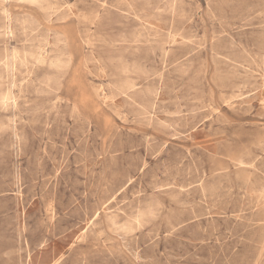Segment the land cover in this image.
<instances>
[{
    "label": "rangeland",
    "instance_id": "374dc122",
    "mask_svg": "<svg viewBox=\"0 0 264 264\" xmlns=\"http://www.w3.org/2000/svg\"><path fill=\"white\" fill-rule=\"evenodd\" d=\"M263 86L264 0H0V264H264Z\"/></svg>",
    "mask_w": 264,
    "mask_h": 264
},
{
    "label": "bare ground",
    "instance_id": "6f19581e",
    "mask_svg": "<svg viewBox=\"0 0 264 264\" xmlns=\"http://www.w3.org/2000/svg\"><path fill=\"white\" fill-rule=\"evenodd\" d=\"M104 5H105V4H104ZM102 7H103V5H102ZM173 7H174V6H173ZM145 14H146V13H145ZM112 16H113V15H112ZM129 19H130V18H129ZM171 20H172V19H171ZM169 30H170V28H169ZM154 33H155V32H154ZM148 36H149V35H148ZM154 37H155V36H154ZM168 38H169V37H168ZM6 42H7V41H6ZM172 43H173V42H172ZM234 43H235V42H234ZM92 55H93V54H92ZM97 64H98V62H97ZM97 64H96V65H97ZM98 66H99V65H98ZM100 67H101V66H100ZM162 67H163V66H162ZM98 71H99V70H98ZM13 72H14V71H13ZM259 73H260V72H259ZM260 74H261V73H260ZM95 77H96V76H95ZM234 78H235V77H234ZM259 81H260V80H259ZM167 82H168V81H167ZM138 83H139V82H138ZM256 83H259V82H256ZM158 84H159V83H158ZM138 85H139V84H138ZM136 87H137V86H136ZM263 87H264V86H263ZM96 88H98V87H96ZM158 88H159V87H158ZM98 90H99V88H98ZM231 95H232V94H231ZM247 95H248V94H247ZM248 96H249V95H248ZM244 97H245V96H244ZM242 98H243V97H242ZM239 100H240V99H239ZM248 102H249V101H248ZM248 102H246V103H248ZM135 103H137V102H135ZM258 103H259V102H258ZM262 103H263V102H262ZM248 104H249V103H248ZM263 104H264V103H263ZM235 105H236V104H235ZM258 105H259V104H258ZM226 106H227V105H226ZM230 106H231V105H230ZM228 108H229V107H228ZM262 108H263V107H262ZM262 108H261V109H262ZM262 110H264V109H262ZM262 110H261V111H262ZM167 111H168V110H167ZM257 112H258V111H257ZM260 113H261V112H260ZM261 114H263V113H261ZM75 129H76V128H75ZM76 144H77V142H76ZM263 144H264V143H263ZM38 145H39V144H38ZM28 155H29V154H28ZM36 156H37V154H36ZM96 157H97V155H96ZM26 159H27V158H26ZM84 159H85V158H84ZM35 161H36V160H35ZM95 161H96V160H95ZM252 162H253V161H252ZM242 163H243V162H242ZM244 163H245V162H244ZM142 166H143V165H142ZM36 167H37V166H36ZM53 167H54V166H53ZM20 169H21V168H20ZM63 169H64V168H63ZM138 169H139V168H138ZM36 171H37V170H36ZM177 171H178V170H177ZM195 171H196V170H195ZM35 174H36V173H35ZM40 175H41V174H40ZM175 176H176V175H175ZM169 177H170V176H169ZM172 178H173V177H172ZM173 180H174V179H173ZM21 182H22V181H21ZM157 183H158V182H157ZM173 183H174V182H173ZM83 184H84V183H83ZM175 184H176V183H175ZM246 185H247V184H246ZM19 192H20V191H19ZM20 194H21V193H20ZM135 194H136V193H135ZM249 195H250V194H249ZM253 195H254V194H253ZM18 196H21V195H18ZM111 198H112V197H111ZM241 198H242V197H241ZM20 199H21V198H20ZM241 200H242V199H241ZM253 200H254V199H253ZM261 201H262V200H261ZM109 202H110V201H109ZM109 202H108V203H109ZM104 206H105V205H104ZM137 208H138V207H137ZM68 209H69V208H68ZM221 210H222V209H221ZM107 211H108V210H107ZM235 213H236V212H235ZM52 215H53V214H52ZM85 216H86V215H85ZM95 216H96V215H95ZM217 216H218V215H217ZM88 220H89V219H88ZM88 220H87V221H88ZM206 222H207V220H206ZM83 223H84V222H83ZM83 223H82V224H83ZM89 223H90V222H89ZM88 226H89V225H88ZM192 228H193V227H192ZM94 230H95V229H94ZM227 230H228V229H227ZM83 231H84V230H83ZM83 231H82V232H83ZM91 232H92V230H91ZM203 232H204V231H203ZM263 232H264V231H263ZM95 233H96V232H95ZM95 233H94V234H95ZM93 236H95V235H93ZM57 237H58V236H57ZM57 237H56V238H57ZM183 239H184V238H183ZM186 239H187V238H186ZM148 246H149V245H148ZM135 248H136V247H135ZM134 252H135V250H134ZM136 252H137V251H136ZM137 255H138V253H137ZM176 255H177V254H176ZM174 257H175V256H174ZM175 258H176V257H175ZM42 262H43V261H42ZM52 263H53V262H52Z\"/></svg>",
    "mask_w": 264,
    "mask_h": 264
}]
</instances>
